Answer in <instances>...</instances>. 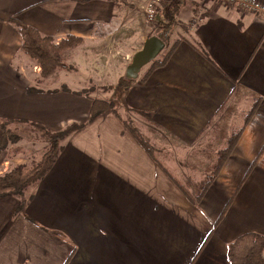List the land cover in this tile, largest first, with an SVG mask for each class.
<instances>
[{"label": "crops", "instance_id": "obj_1", "mask_svg": "<svg viewBox=\"0 0 264 264\" xmlns=\"http://www.w3.org/2000/svg\"><path fill=\"white\" fill-rule=\"evenodd\" d=\"M187 1L199 15L185 36L163 66L116 87L117 105L131 109L145 137L164 134L172 153L175 146L187 153L221 120L227 101L246 95L248 110L257 103L201 200L190 203L158 175L122 119L106 112L62 141L21 210L20 198L0 197V264H229L230 242L247 232L264 235V14ZM136 8L127 0H0V119L56 131L85 123L92 105L68 82L37 81L11 17L56 41L82 37L73 70L99 61L121 77L140 49L130 25ZM20 161L0 151V174Z\"/></svg>", "mask_w": 264, "mask_h": 264}, {"label": "rangeland", "instance_id": "obj_2", "mask_svg": "<svg viewBox=\"0 0 264 264\" xmlns=\"http://www.w3.org/2000/svg\"><path fill=\"white\" fill-rule=\"evenodd\" d=\"M190 4V2L185 0L184 6L181 8L179 14L177 15L176 22H174L172 26L173 32L170 37L166 39L167 47H164L159 56L163 55L175 40H180L185 36L187 28L193 22V18L199 15V13H195V11L197 12V6L193 10H191V7L189 6ZM136 7L137 11L135 14V22L130 23V25L132 28H134V26H137L138 28L137 35L139 45H137V47L141 48L143 39L149 37L150 35H158L159 28H155L154 21L151 23L144 22V15L142 13L141 7L138 4L136 5ZM191 12H193V14ZM188 14H191L192 21L186 20ZM131 34H134V30H132ZM76 48H72L63 54V60L68 65H71L72 62H75V59H73V57L74 55L75 57H77L78 55ZM129 48L131 50V53L136 49V47H134L133 45H129ZM92 65L93 69H79V71L73 70L75 68L72 65L71 66L73 67V69H58L52 75V77H49L47 82H52V84H54L56 82L60 83L64 81L68 82L67 84L70 85L67 86L74 90L84 89L82 94L84 96L92 97V102L95 99L110 100L113 102L115 112L120 115L123 123L124 120L128 121V118L132 120L134 113L131 112V109L128 108L127 112H121L122 110L119 107V104L117 105V103H119V98L121 95L120 92L118 93V90L116 89V87L118 88L117 85L120 80L117 72L112 66H108L109 69L105 70L99 61L98 63H93ZM36 66L40 71V67L38 65ZM148 66L149 64L141 69L142 73L147 70ZM124 72L125 69L123 68L121 74H123ZM124 75L125 74L121 76ZM45 79H43V81H45ZM249 101L250 100L246 95H237L232 101H227V105L223 106L222 110L219 112V117H221V120L218 123L212 125L211 128L207 129L205 133L210 132V134L205 139V136H203V138L200 139L201 142L197 143L196 148H194V150L188 151L187 153H177L178 150L176 146L174 147V149L177 152L172 153V151L169 150L170 147L168 146L167 137L164 134L162 135L158 132H153L149 134L150 138H147L133 120L132 122L133 126L137 128L140 135L144 137V142L152 149L153 153H151V155L148 153V155L150 156V158H152V160H154L156 172L157 170L161 171V173L159 172L158 175L163 174L165 177L171 180L176 189L184 198H186L187 201L192 204H196L197 202L193 203L183 193V191L190 194V197L193 198L196 196V194L199 193L202 185L207 184L212 179H215L217 177V173H219L221 170L220 169L219 172H217L220 163L219 160H221V157L224 156V153L222 155V153L220 152L224 151L225 147L231 144L233 136L246 120L249 112ZM111 113H113L114 115L116 114L114 112ZM87 120L85 122L86 125H88ZM78 124L81 123L78 122ZM9 127L12 133L15 135V141L8 145V154L10 155V157L18 154L19 159L21 158L20 164L26 163L28 167L34 166L39 162L42 154L48 146L44 130L36 125L30 126L27 124L20 126L14 124L10 125ZM47 130L50 132L58 131H51L49 129ZM74 133H71L67 137L71 136ZM156 181H161L159 176L156 178ZM176 183L180 184V188Z\"/></svg>", "mask_w": 264, "mask_h": 264}, {"label": "trees", "instance_id": "obj_3", "mask_svg": "<svg viewBox=\"0 0 264 264\" xmlns=\"http://www.w3.org/2000/svg\"><path fill=\"white\" fill-rule=\"evenodd\" d=\"M75 1L87 2L89 0ZM184 4L185 0H160V3L157 7L154 26L155 28H159V34L156 36L161 38V40L165 43V46L166 39H168V37H170L172 34V26L174 22H176L177 15ZM9 21L15 25L21 35L23 52L29 57L34 65H38L40 67L39 75L36 78L37 81L49 78L58 69H73L70 64L68 65L63 60V54L66 51L81 45L84 42L82 37L70 34L56 41L53 37L40 34L36 28L16 18L11 17ZM179 42L180 40H175L163 55H158L157 58L150 62L145 74H147L152 69L163 66ZM135 80H129L125 78L124 75L120 77L117 86L118 88L127 89ZM34 90L36 89L33 87L28 88V92H34ZM256 108L257 103H255L249 110L246 120L233 136L231 144L225 147L224 151L220 152L222 155L224 153V156L221 157V160H219L220 163L217 172H219V170L222 168L224 162L230 154L231 149L233 148V145L236 144L241 131L251 118L252 114L255 112ZM106 112L116 113L112 101L105 99L93 100L90 108L89 118L87 120L88 124ZM134 112L142 114L146 117L149 115L146 112L142 113L135 110ZM115 115L120 119L119 114L116 113ZM11 122L12 121L10 120L0 119V151L6 150L8 145L15 141V135L12 133L9 127ZM124 124L132 133V135L151 155V147L144 142V137L140 135L137 128L133 126L132 120L128 118V121L124 120ZM85 125L86 123L78 124L72 122L63 129L56 132H50L45 127L36 125L44 130L48 146L42 154L39 162L34 166L28 167L26 164L12 165L8 170L0 174V197L14 196L20 198L21 203L19 209L21 210L26 203V191L41 181L55 164L63 148L62 141L71 133L82 129ZM213 180L214 179H212L207 184L202 185L199 193L193 198L190 197L191 195L187 192L183 191V193L193 203L199 202L206 192L209 184ZM176 184L179 187L180 184ZM227 259L229 264H264V235L254 232H247L238 236L228 245Z\"/></svg>", "mask_w": 264, "mask_h": 264}, {"label": "water", "instance_id": "obj_4", "mask_svg": "<svg viewBox=\"0 0 264 264\" xmlns=\"http://www.w3.org/2000/svg\"><path fill=\"white\" fill-rule=\"evenodd\" d=\"M165 43L160 37L153 35L147 37L142 47L136 51L126 67L125 78L129 80L137 79L140 70L152 62L164 49Z\"/></svg>", "mask_w": 264, "mask_h": 264}, {"label": "built area", "instance_id": "obj_5", "mask_svg": "<svg viewBox=\"0 0 264 264\" xmlns=\"http://www.w3.org/2000/svg\"><path fill=\"white\" fill-rule=\"evenodd\" d=\"M131 3L138 4L141 7L142 13L144 15V21L146 23H151L156 17L157 7L160 0H127ZM216 2H221L226 5H231L234 7H239L250 12H256L264 14V0H212ZM35 70L39 68L34 67Z\"/></svg>", "mask_w": 264, "mask_h": 264}]
</instances>
